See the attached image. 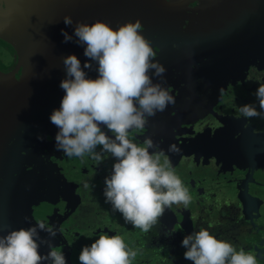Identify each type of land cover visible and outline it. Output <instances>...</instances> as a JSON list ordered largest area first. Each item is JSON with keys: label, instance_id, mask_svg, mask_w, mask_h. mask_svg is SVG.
I'll return each instance as SVG.
<instances>
[{"label": "flooded vegetation", "instance_id": "obj_1", "mask_svg": "<svg viewBox=\"0 0 264 264\" xmlns=\"http://www.w3.org/2000/svg\"><path fill=\"white\" fill-rule=\"evenodd\" d=\"M0 5V235L40 221L53 224L54 238L44 231L39 235L62 251L66 264H80L81 248L113 229L134 241L132 264H193L181 241L195 223L220 219V207L254 196L249 209L264 224V181L237 167L223 169L219 161L220 151L234 156L246 139H258L264 150V119L245 118L239 111L245 103L260 110L255 90L264 83V12L258 16L264 0H151L144 3L149 14L145 8L118 9L113 0H0ZM65 15L72 25H65ZM97 19L113 28L140 20L154 59L166 69L152 80L175 99L143 129L129 131L139 146L151 138L156 151L162 143L180 149L174 152L178 165L170 166L191 196L187 206L165 208L148 232L126 223L105 202L104 181L114 157L105 153L97 165L88 155L68 157L55 147L58 128L49 117L65 94L62 58L74 54L83 68L89 58L85 46L76 43L75 22ZM62 29L72 40H64ZM89 62L93 68L84 71L95 79L96 64ZM46 64L49 71L40 68ZM163 153L162 164L169 161ZM38 251L46 254L49 247L41 244Z\"/></svg>", "mask_w": 264, "mask_h": 264}, {"label": "clouds", "instance_id": "obj_2", "mask_svg": "<svg viewBox=\"0 0 264 264\" xmlns=\"http://www.w3.org/2000/svg\"><path fill=\"white\" fill-rule=\"evenodd\" d=\"M63 20L65 25L73 24L68 15ZM142 29L139 19L116 28L99 19L90 24L75 22L76 43L85 46L84 55L89 59L82 68L74 54L62 58L66 78L60 81V87L65 94L49 119L58 128L57 151L68 157L88 155L97 165L105 153L115 158L112 172L104 181L105 202L121 213L126 223L148 232L165 208L173 204L187 206L191 196L170 162L161 163L164 153L156 151L158 145L151 138L145 139L144 146L129 138L131 129H143L148 118L175 103L167 88L152 80L153 75L162 78L166 69L154 59L156 53ZM61 32L65 41L72 40L66 31ZM89 61L96 64L95 79L84 71L93 68ZM255 96L259 111L251 103H245L239 111L245 118L264 119V83L258 85ZM169 151L180 149L172 145ZM41 231L53 238L57 234L53 224L40 221L0 235V264H66L62 251L42 238ZM41 244L49 247L46 254L39 253ZM181 244L186 249L185 259L193 264H257L254 254L237 250L231 242L216 238L207 229L184 236ZM136 255L122 236L101 234L81 248L78 260L80 264H132Z\"/></svg>", "mask_w": 264, "mask_h": 264}, {"label": "rangeland", "instance_id": "obj_3", "mask_svg": "<svg viewBox=\"0 0 264 264\" xmlns=\"http://www.w3.org/2000/svg\"><path fill=\"white\" fill-rule=\"evenodd\" d=\"M52 12L58 13V9L52 10ZM262 145V142H259L258 139H255V141H252V139L247 141L246 139V142L243 141L241 146L237 148L238 151L234 156L228 155L224 151H220V167H223V169L237 167L242 172L251 173L256 177H260L264 181V150H261ZM214 146L216 147V145ZM170 147L169 144L162 143V148L160 149L162 152L166 153L171 164L178 165L177 160L180 157L178 154L169 151ZM217 148L221 150L220 146ZM239 201L240 202L226 204L222 206V208H219L220 212L218 213H221L220 219L225 218L228 220V223L223 224L220 222V219L209 221L207 223H195L192 225V230L193 232H196L200 229H207L216 238L231 242L237 250L242 248L246 252L254 254L257 257V264H264V248H261V246L264 247V235L258 233L259 230L262 232L264 231V224L260 223L262 220L259 221L256 218L257 216L254 208L249 209L252 202L255 204V198L252 196L251 201L247 203L243 202L242 199ZM211 208L214 209L213 206H211ZM238 211L242 213L239 217L236 213ZM41 212L44 215L45 209H39L38 213ZM118 213L119 212L116 211V214ZM116 223L117 227L122 229V225L119 224V222H115V225ZM113 233L114 230L112 229L110 236L114 235ZM120 236L123 237L125 243L131 248V244L133 245L134 241L129 243L128 240L130 239V236L126 235L124 232L121 233Z\"/></svg>", "mask_w": 264, "mask_h": 264}, {"label": "water", "instance_id": "obj_4", "mask_svg": "<svg viewBox=\"0 0 264 264\" xmlns=\"http://www.w3.org/2000/svg\"><path fill=\"white\" fill-rule=\"evenodd\" d=\"M113 1H115L116 3H117V8L119 9V8H121V7H123V9H126V8H138L139 10H141L140 8H145L144 10H145V13L146 14H149V10H148V7H144V3L145 2H148V3H150L151 4V0H113ZM243 1V0H242ZM41 2H43V0H39V3H41ZM36 7H37V5H36ZM40 6H38V8H39ZM34 8V7H33ZM263 11H261V12H258L259 14H258V16L260 17L262 14V12H264V6H263ZM52 10H56V9H52ZM53 13V12H52ZM36 14V13H35ZM57 15V12L55 13L54 12V15ZM258 24L259 23H261L262 21L260 20V19H256L255 20ZM44 66V65H43ZM40 68H45V70L46 71H49V69H50V64H46V67H42V66H40ZM35 69V68H34Z\"/></svg>", "mask_w": 264, "mask_h": 264}]
</instances>
